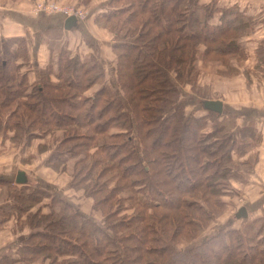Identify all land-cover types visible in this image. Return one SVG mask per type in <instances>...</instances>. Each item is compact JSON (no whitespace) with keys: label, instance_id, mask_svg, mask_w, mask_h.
<instances>
[{"label":"trees","instance_id":"obj_1","mask_svg":"<svg viewBox=\"0 0 264 264\" xmlns=\"http://www.w3.org/2000/svg\"><path fill=\"white\" fill-rule=\"evenodd\" d=\"M180 1L182 0H142L135 1L133 5L129 2L134 11H131L130 15L120 20V22L116 16L117 13L114 12L116 9L113 10V8H111L110 16L108 12L100 18L103 23L104 20L110 22L111 18L116 20L118 30H111V27L107 28L113 35V51L120 52L116 54L118 90L123 91L126 100L132 107L140 108L138 110L140 113L135 111L137 119H141V122L145 121L147 124L153 119L152 121L157 128L155 131L146 132L145 138L151 144L150 151H147V153L154 154L155 150L159 149V154L157 153L155 157L146 161L144 166L140 158L143 152L136 146L132 147V138L125 135L127 134V128L125 129L121 114H125L126 111L122 107L123 100L119 98V93L111 101L105 98L102 101L100 98V96L103 98L105 94L111 93V89L109 91L105 82L103 67L93 55L88 54L89 62L82 61L81 56L70 57L66 51L60 48L58 67H54L51 59L46 68L40 71L39 80L28 84L29 80L24 74L26 69L30 68L26 41L19 38L0 39V116L8 115V117L15 118V122H9L10 119L6 118L5 124L7 127H10L11 130L14 128L19 130V125L21 126L23 119L31 120V124L37 123L40 127L38 129L44 126H57L60 128L69 126L63 123L62 120L53 119V117L59 115L64 121L67 118L75 121L74 126L71 124L72 134H68L66 140L78 139L77 134L79 132H75L76 128L80 130L87 129L89 131L86 132L88 133L86 137L89 136L88 146L95 148V150L105 148L108 153L112 151L113 155L106 160L109 163L113 162L114 168L131 162L130 165L127 167L125 165L122 169L123 178L121 177V182L130 192L133 189L135 194L134 197H129L131 198L132 207L135 206L134 214L124 217L122 220L117 217L118 219L115 220L113 217L115 214L118 215L119 212L113 209H104L111 202V194L108 193L99 197L103 194L108 183L106 185L105 181H100V177L98 182L94 181L93 190L88 195L98 196L95 202L103 207L109 220H111L105 223L108 225V229L111 231V228L118 226L117 234L114 233L115 236L110 237L104 234L107 231L106 229L94 224L90 225L87 222L88 219L84 218L74 206L56 195L32 187H20V190L29 189L32 190V193L34 191L43 197H50L52 202L62 203L64 205L63 211L79 220L78 223L84 225V228L79 229V231L74 229L72 225L62 226L61 224L56 226L53 222L48 223L46 227L51 226L53 228L56 226L57 229H62L59 231L63 232L62 236L64 237L56 234L54 237L52 235H41L40 237L46 243L38 244L39 242H32L33 239L40 240L37 235L39 233L34 232L26 237L18 248V260L27 262L33 258L41 257L44 253L42 249L51 246L53 241H66L68 234L72 235L73 233L83 235L88 247L92 249V254L96 255V258H90L91 260L81 258L83 264H140L142 254H146L145 256L154 255L157 261L161 259L162 264H175V260L166 258L165 253L167 256L171 254L174 256H189L186 259L185 256H182L176 264H212L213 259H216L219 263L222 261L225 264H230L233 259L237 260L239 264H256L255 260L259 256L264 258L263 228L255 230L254 227L249 228L246 232L250 234V231H256V233L251 237L248 235L246 238H242V233L239 231L229 228L220 229L219 234L225 233L226 236H233L234 239H229V242H220L218 246L214 241L217 236L201 239L184 249L172 246H169V249L162 247L167 249L166 252L161 248L158 251L155 247L144 246V242L147 241L148 243L151 236L154 241L158 240L155 234L160 233V231L166 235H168L166 232L170 233V239L174 240L179 236L176 234L181 233L187 227L191 229L185 237L194 240L196 232H199L198 229L204 227V221L211 223L220 208L222 210L225 206L221 197L234 195L231 182H239L243 179L242 173L239 174V171H237L238 167L246 166L248 171L252 162L251 157L250 159L245 158L247 150L252 146L250 147L247 142L246 150L240 151V147H237L238 137L235 133H232V128L230 131H226L224 130L225 127L218 122L221 116L228 115L227 117H232L231 114L226 112L217 114L207 109L203 110L206 114L202 116H195V113L186 114L185 106L178 104V97L181 94V88L189 83L187 78L190 77L194 69L196 47L202 44L206 46L202 54L203 59L205 61L221 60L228 69L231 60L238 62L244 58V51L239 39L249 34L246 32L248 30L246 27L249 23V26L254 24L253 18L245 16L243 12L234 6L220 9L207 4L198 6L199 13L197 11H194V13L192 10V13H190L192 18L186 17L187 23H184L185 20L178 18L177 8ZM121 11L122 9H120V13ZM144 12H150L151 16L148 19H143ZM175 12L177 14L174 15ZM216 13L219 14L218 24H213L211 20ZM104 25L107 24L104 23ZM198 25L202 26L201 31L199 30L200 27H197ZM125 27L127 29L124 30V34L120 38L118 35ZM153 29H157L158 32L153 33ZM139 42L144 44V47H141ZM19 43L22 44L21 52L17 50L18 53H14L10 48L12 45L17 46ZM124 46L133 48L132 53L121 51ZM7 55L12 56L14 59L20 58L23 65L16 62L13 68L10 69ZM142 57L144 60L140 59ZM261 60L259 58L260 62ZM49 64H52V66L50 65L52 68L48 67ZM135 65L138 66V69H133ZM51 75H54L55 79L61 81V83L49 82ZM142 84H145L144 88H141ZM29 90L33 93L32 95H29ZM89 90L94 92L91 93L93 95H83ZM24 91L26 95L20 99V93L24 94ZM17 93L19 94L16 96ZM144 94H148V98L151 100L150 108L158 115L157 118L144 120V117H142L145 109L142 102H145L147 97L143 96ZM120 96L122 98L121 94ZM27 98L30 101H26ZM72 106L79 108L80 113L77 116L72 114ZM112 107L113 111L116 109L113 113L110 111ZM46 110L49 112L48 116L45 114ZM29 124L30 122H28L25 132L32 134L34 131L28 130L30 128ZM111 124L118 129L110 132ZM148 126L154 125L149 124ZM208 128L210 129L208 130ZM245 130L246 128L242 130V133ZM150 133H163V135L153 138L152 141ZM166 133H168V138ZM103 134L110 140L120 139V137H124V139L121 143H109L101 141L102 139L98 141L94 139L95 136ZM38 136L42 135L39 134ZM248 139L253 143L250 134ZM94 141H97L96 145L93 144ZM242 144L244 145V143ZM125 148L126 150L123 153L121 149L124 150ZM57 151L60 155H57L56 160L59 163H65L68 154L63 153L59 148ZM170 161H178L177 167L173 168V164L169 167ZM185 161L191 162L186 163ZM109 163L107 164L108 167ZM153 165L158 166L153 169ZM136 168L138 169V175L141 176L140 179L127 183L126 176L129 177L128 175L131 172L135 173ZM86 180L85 184L89 182L88 178ZM125 184H128V186ZM124 186L122 185L119 189L124 188ZM220 186L223 188H220ZM6 187L19 189L9 184ZM214 187L218 189L216 191L218 194L212 193L213 191L208 193L216 195L220 198V201L214 203L215 210H211L205 202L204 193H207L205 189L210 190ZM202 189L204 190L202 191ZM195 191L200 192L201 195L199 197L193 195ZM138 194H141V196L138 197ZM191 195H193L192 199L196 200L198 205L194 206L193 200L189 201L185 198V196ZM184 208L186 212L181 210ZM158 210L162 211H160L162 215L159 214ZM199 210L202 211V215L197 217L195 215ZM147 212L151 213L149 219ZM132 219L134 220L132 221ZM122 227L124 230L120 229ZM99 234H102L104 243H100L99 239L98 241L95 240L94 236ZM118 234L119 237H117ZM132 240L136 242L134 245L129 243ZM247 240L248 246H245L243 242ZM252 241H256L255 243L258 246L261 245L255 248V243H252ZM58 250L59 248L55 249V254L58 256L71 255L69 251ZM219 250L225 253L222 260H220ZM239 253L243 254L244 258L241 256L238 258ZM79 262L78 264H82ZM143 264L151 263L143 260Z\"/></svg>","mask_w":264,"mask_h":264},{"label":"rangeland","instance_id":"obj_2","mask_svg":"<svg viewBox=\"0 0 264 264\" xmlns=\"http://www.w3.org/2000/svg\"><path fill=\"white\" fill-rule=\"evenodd\" d=\"M135 1L137 2V1H142V0H112V4H111V2L109 3V8H113V10L116 9V10H114V12H115V14L117 13L116 16L119 18V22H120V20L128 17L130 15L131 11H134L132 6H130L129 2L133 5ZM190 1L191 2L189 3V0H182L178 3V8H177L178 18H181L182 20H185L186 17L192 18V14L190 15V13H192L191 12L192 10H193V12L197 11L199 13V10L197 8H198V6L203 5V4H199L198 0H190ZM209 4L211 5V7L220 6L219 3L217 2V0H213ZM231 4H233L232 6H234L235 8H238V10H240V9H242L244 11L246 10V7L242 6V5H244V3H242V2H233ZM148 7H149V5H148ZM226 7H228V6H226ZM226 7L222 6V8L220 7V9H224ZM120 9H122L121 13H120ZM110 11L111 10H108L109 16H110ZM116 11H118V12H116ZM244 11H243V14H245ZM181 13H182V15H181ZM201 13L203 14L204 12H201ZM175 14H177V13L175 12L174 15ZM143 15H144L142 17L143 19H148L149 16H151L150 12H148V13L144 12ZM258 18H260V17H258ZM104 21H105L104 23L107 25H104V23H103L102 26L106 30H108L109 32H110V30L107 27H111V30H118L116 28L117 24H116V20L114 18H111L110 22H108L107 20H104ZM184 23H187V20H185ZM256 23H258V20H256V19H255L254 24H252V26L251 25L249 26V24H250L249 23L248 26L246 27V28H248V30H246V32L251 33L254 30L253 28H255ZM181 24H182V22H181ZM197 27H200L199 30L201 31L202 26L198 25ZM126 29H127L126 27L123 28L122 32L119 33L118 36L120 38H121V36H123L124 30H126ZM139 31H140V29H139ZM157 32H158L157 29H153V33H157ZM53 34L54 33L52 32L50 34V36H52ZM52 45L53 46H51V47H52V51H53L55 49L54 48L55 44H52ZM139 45L141 47H144V44H141L140 42H139ZM161 46H162V44H161ZM61 47H62L61 44H59L56 48V53H55V56H54L53 61H52V64L54 65V67L55 66L58 67V61H59L58 56L61 53V50H59V49ZM205 47L206 46H204L203 44L198 45L196 47V58H195V62L193 65L194 69L192 68L193 69L192 73L190 74V77L187 78L189 83L184 85L181 88V90H180L181 94L178 97V104L182 105V106H187L186 109L189 112L194 111L195 109H200V100L197 97H201V98H208V96H210V97L214 96L215 97V95H217V94H219V96H221V97H224L226 94V92H225V89H227L226 84H220V85H222V90H221L219 87L220 85H218V86L216 85V81H213L212 78L211 79L207 78V75H209L208 71H210L212 75L214 74V72H213L215 69L214 65H216V64L222 65L223 64V66H224L225 64L223 63V61L218 60V59L205 61L202 57L203 56L202 54H203V51L205 50ZM10 49L13 50L14 53H18V51L21 52L20 50L22 49V44L19 43L17 46L12 45V47ZM132 49L133 48H131V47H125L124 46L123 48H121V51H123L124 53H126V52L132 53ZM118 53H120V52H117V53L114 52L115 56ZM140 59L144 60L143 57ZM7 60H8V67L10 69L13 68V66L15 65L16 62L23 65L22 60H20V58H18V57L14 59V58H12V56L7 55ZM88 60H89L88 54L84 55L82 57V61H88ZM141 60H140V62H141ZM91 62H92V60H91ZM209 63H216V64L209 66L208 65ZM52 64H49L48 67H51ZM29 65L31 66V64H29ZM115 65H116V67L118 66L117 63ZM207 65H208V67H206ZM135 67H133V69H138L137 65H135ZM224 68H225V71H223L224 76H226V77L231 76L230 75L231 74L230 68L227 69L226 66H224ZM220 71H222V70H220ZM116 75L117 74H115V76L114 75L111 76L109 78V81H107V87L109 88V91L111 89L112 94L107 93L104 95L103 98L101 96H100V98L102 101L104 100V98L107 100L109 99L108 101H111L119 93V98L123 100V106L122 107L126 111L125 114H121L122 115L121 117L124 119L123 123L125 124V129L127 128L126 129L127 134H125V135H129L132 138V140H133V143L131 144L132 147L136 146V148L138 147L140 149V151L143 152V154L141 153L140 158L142 161V165L144 166V165H146V161L155 157L157 155V153L159 154V151H160L158 149V150H155L154 154L147 153V151H150L149 147L151 146V144H150L149 140L147 138H145L146 132L155 131L157 129L155 126V123H153V121H152L153 119H151V118L156 117L158 115L154 112L153 109L150 108L151 100L148 98V94L147 95L144 94L143 96H147V97H146L145 102H142L144 105L143 107L145 108L144 112H143L144 114L142 117H144V120L145 119H149V120L151 119V122L149 124H152L154 126L150 127V126H148L149 124H147L145 121L141 122L140 121L141 119H137L135 117V111H138L140 108L132 107V105L128 102V100H126L123 91L118 90V86L116 83V77H117ZM51 76L52 77L49 80V82L55 83V84H59V82L61 83V81H58L57 79H55L56 77L54 75H51ZM215 85H216L215 89H217V90L220 89L221 91L220 90L218 92L213 91V90H215L214 89ZM144 86H145V84H142L141 88H144ZM93 90H94V88H93ZM51 92L53 93V91H51ZM25 93H26L25 91H24V94L20 93L19 98L21 99L24 95H26ZM91 93H94V92L92 90H89V91L85 92V94H83V95H85V96L93 95ZM18 94L19 93H17L16 96ZM32 94L33 93L30 91L29 95H32ZM120 94L122 95V98H121ZM26 97H28V96H26ZM26 101H30V100H28V98H27ZM55 106H57V105H55ZM83 108H85V107H83ZM71 109H73L72 114L75 116H77L78 113H80L79 108L77 106H72ZM110 111L112 113L114 112L113 107L111 108ZM138 112L140 113V111H138ZM45 114L48 116L49 112L46 110ZM62 115H64V114H62ZM194 115L198 116L197 113H195ZM6 118L10 119L9 122H11V121L15 122V118L14 117H12V118L8 117V115L7 116H0L1 142L3 144L5 141H7L9 145L11 144L10 146H8V148L11 151H14V152H9V151L8 152L9 153H15L16 152L15 149H17V151L20 153V154L18 153L19 154L18 156L22 158L21 151H23L24 149H25V151L26 150L29 151L30 156H28L27 158L29 159L30 164H32V166H31L32 169H30V174L32 176H40V177H42V179L54 181V183H57L58 187H60L61 189L64 190V192H61V193L62 194L64 193L66 195L65 197H67V199H69L70 201H72V203L77 205L76 206L77 209L79 208L78 211L79 212L81 211L80 213L82 214V216L84 218L88 219L87 222H89L90 225L94 224L95 226L106 229L107 231L104 234L109 235L110 237L115 236V234H117L116 230H117L118 226H116L115 228H111V231L108 229V225L105 223L106 222L108 223V221H111V220H109L108 215H106L107 213L104 209H108V210L113 209V210H116L117 212H119L118 215H116V214L114 215L113 218L115 220L118 219L117 217H119L120 220H122L124 217H127V216L129 217L130 215L134 214L133 210H134L135 206L132 207V202L130 200L132 197L135 196L134 190L132 189L130 192L129 189L125 188L124 184L121 182V177L123 178L122 169L124 168L125 165H126L125 167L130 165L131 162H127V164H125V165H118V167H120V168H118V167L114 168V165H112L113 162L109 163L106 160L107 158H111V156L113 155L112 151H110V153H108V152H106L105 148L95 150V148H91L90 146H88V144H89V142H88L89 138L88 137L89 136L86 137V135H88V133H86V132H89V131H87V129H81L80 130V129L76 128L75 132H79L77 134L78 139L77 140H66V137L68 136V134H72L73 128L71 127V124L73 125L76 122L73 120L71 121L68 118L66 121H64L60 115L53 117V119L56 118L57 121L62 120L63 123H66V125H69V126L64 127V128L63 127L60 128L57 126H44L41 129H38L40 127H38L39 125L37 123L31 124V120L27 121V120L23 119L21 126L19 125V128H20L19 130L15 129V128L11 130L10 127H7V125L5 124ZM232 119L230 117H227V120L225 122H221V120H219L218 122H220L221 125H223L225 127L224 130H226V131L227 130L230 131V129L234 127V130L232 131V133H235V135L238 137L237 138V143H238L237 147H240V151L246 150V143L247 142L249 143L250 147L252 145H256L259 142V138H258L259 132L257 129L254 128V126H252V122H250V121L244 122V127H241V126H235L236 122ZM28 122H30V124H29L30 128H28V130L34 131V133H32V134L25 132ZM119 123L121 125V120ZM191 124H192V122H191ZM238 124L243 125L242 122L238 123ZM130 125H131V127H130ZM244 128H246V130L243 131V133H242V130ZM117 129H118L117 127H115L113 124H111L109 131L113 132ZM209 129L210 128H208V130ZM44 130H45V132H44ZM35 132H37V133H35ZM66 132H68V133L66 134ZM69 132H71V133H69ZM239 133H241V134H239ZM39 134L42 136H38ZM150 134H151L150 138L152 139V141H153V138L155 139V138H158L160 135H163V133H150ZM222 134H224V133H222ZM249 134L252 136L253 143L251 140L248 139ZM166 136L168 138V133H166ZM81 137H83V138H81ZM100 137H102V138H100ZM94 139H97V141L102 139L101 141H106L109 143H113V142L114 143H121V141H123L124 137H120V139L117 138L115 140H110V139L106 138L105 134H103L101 136H95ZM96 142L95 143L92 142V143L94 145H96ZM43 143L45 144L44 146H42ZM242 143H244V145ZM11 147L14 150H12ZM21 148H24V149H21ZM58 148L63 153L68 154V155H66V159L67 158L68 159L63 164L59 163L56 160L57 155H60V153L57 151ZM125 150H126V148L124 150L121 149V151L123 153ZM0 152L4 153L6 151H0ZM119 157H121V156H119ZM251 159H252V156H251ZM114 162H116V161L114 160ZM177 162L178 161H170L169 167H171V165L173 164L172 167L176 168ZM189 162H191V161H188L186 163H189ZM104 163H106V164H104ZM108 163H109V167L107 166ZM157 166L158 165H153L152 168L155 169V167H157ZM111 167H113V168H111ZM247 169L248 168H246V166L238 167L237 171H239V174L242 173V176H243L242 178H244L246 176ZM134 171H136V172L135 173L131 172L128 175L129 177H127L125 175L126 179H127V183L129 181H132V180L138 181L140 179L141 176L138 175V169L136 168ZM123 172L125 173L126 171H123ZM99 177H100V181H105L106 185L108 183V186L105 187L103 194L99 195V197H102L108 193L111 194V199H110L111 202H109L106 205L107 207H105L104 209H103V207H100L97 204V202H95L97 200L98 196H96L94 194H91V196L88 195V193H90L93 190L92 185H94V181L98 182ZM87 178L89 179V182L87 184H85L86 183L85 180ZM80 180H82V181L80 182ZM138 183H140V182H138ZM238 183L245 185V184H247V180L242 179ZM122 185L124 186V188L119 189L122 187ZM125 185L128 186V184H125ZM20 187L21 186H15L14 188H19V189L15 190V189L7 188L5 185L0 184V196L2 194L1 200L4 199L3 202H5L4 204H6L4 206H0V225H2V222L10 221L11 229L14 231L16 229L18 230V229L23 228V226H26L29 229H31V234L34 232H38L39 233V234H37L38 237H40L41 235L42 236L52 235L54 237L55 234L57 236L64 237V236H62L63 232L59 231L62 229L56 228V226H60L61 224H62V226L72 225V226H74V229H78V230L81 228L82 229L84 228L83 227L84 225H81L80 223H78L79 220L74 219L71 214H68V213L63 211L64 205L62 203L59 204V203L52 202L50 197H43V196L35 193L34 191L32 193V190H29V189L20 190ZM221 187L222 186H220V188ZM225 188L227 189L226 185H225ZM47 189L50 191L49 193L51 195L55 194V195L64 197L61 193H58V192L55 193L52 188H47ZM203 190L204 189H202V191ZM118 191H120V192H118ZM132 191H133V193H132ZM205 191H207V193H204V197L206 198L205 202H207V205L209 206V208L211 210H215L214 209L215 208L214 203L220 201L219 200L220 198L217 197L216 195H214V194H218V192H216V191H218V189H216L214 187V188H211L210 190L205 189ZM209 191H213L212 193H214V194L208 193ZM243 191H245V187L240 186V190L236 194L237 197L232 199L233 201H230V199L232 198V197H230V195L227 197H225V196L221 197V200L224 201L225 206L222 208V210L220 208V211L218 212L217 216L213 219L212 223H207L206 221H204V224H203L204 227L202 229H198L199 232H196V235H195L196 238L194 240L187 239L185 237L187 232L189 231V229H191V228L187 227L183 231H181V233L176 234V235H179L181 237L177 236L174 240L170 239V237H169L170 233L166 232L168 234V235H166L160 231V233L155 234L156 238L159 241L158 240L154 241V239H152L151 238L152 236H151V237H149L148 243H147V241L144 242V246L155 247L158 251L161 248V249H164L166 252L167 249L162 248V247H167L169 249V246H172V247H180L181 249H184V248L192 246L194 243H197L201 239H206L207 237L213 238L214 236H217L214 240L215 243L217 244L216 246H218V243H220V242H226V241L229 242V239H234V237L233 236H226L225 233H222V234L218 233L220 230L218 228L219 226H218L217 218L220 217L222 213H225L227 209L229 212H231V211H234L236 209L238 204H242L241 195H244ZM193 195H196V196L198 195V197H199V195H201V194H200V192L195 191ZM193 195L185 196V198L188 199L189 201H191V200L194 201V199H192ZM140 196H141V194H138V197H140ZM129 197H131V198H129ZM204 197H203V199H204ZM226 199H228V200H226ZM205 202H204V204H205ZM194 204H195L194 206L198 205V203H196V200L194 201ZM185 208L181 209V210H184L186 212ZM194 208H196V207H194ZM136 210H137V208H136ZM160 211L161 210H158L159 214H161V212H162V211L161 212ZM199 212L195 216L199 217L200 215H202L201 214L202 211L199 210ZM62 214L65 216L63 217ZM257 215L258 216H255V218L245 220L243 222H239V223L235 222L234 225L238 229H233V230H236L237 232L238 231L241 232L242 238H246L248 235H249V237H251L252 235H254L256 233V231L251 232L250 230H249L250 234L248 232H246V230H248L249 228L251 229L252 227H254L255 230L263 228L262 235L264 236V208H262V211L261 212L259 211V213ZM147 217H148V219L151 217L150 212H147ZM133 220L134 219H132V221ZM254 220H256V221H254ZM52 222L54 223V225H56L55 227H53V228H51V226L46 227V225L48 223H52ZM89 223H87V224H89ZM153 226L155 227V225H153ZM26 227H24V228H26ZM120 229L124 230L123 227ZM229 229H231V228H229ZM119 234L117 235V237H119ZM28 236H30V235H28ZM94 237H95L96 241H98V239H99L100 243L101 242L104 243V238H103L102 234L95 235ZM25 239H26V237L23 239V241ZM66 239L67 240L64 242H62V241L55 242V241H53V239H51L53 241V243H51V246H49V247L47 246L46 248L42 249V252H44L43 255L41 257H38V258H33L29 262H33V261L37 262L38 259L39 260L42 259V264H78L79 261H80L79 263L83 264L84 262H81L82 261V260H80L81 258L82 259H84V258L85 259L96 258V255L92 254V251H91L92 249L88 247L86 240H84L83 235H79V233H77V234L73 233L72 235L68 234V237ZM32 242H39L38 244H45L46 243V242L44 243V240L42 239V237H40V240L33 239ZM255 242L256 241H252V243H255ZM129 243L134 245L136 242H134L132 240ZM243 243L245 244V246H248V240L244 241ZM56 245H57V248H59L58 251H69L71 253V255H60V256L56 255L55 254L56 253L55 249H57ZM260 245L261 244H259V246ZM254 246H255V248L259 247L257 243H255ZM18 247H20V245ZM164 250H163V252H164ZM219 254L221 255L220 260H222L225 257V253L223 251L219 250ZM145 255L142 254V261L140 264H143V260H146L147 262H149L151 264H162L161 259H158V261H157V258L154 257V255L153 256H150V255L145 256ZM165 256H166V258L174 259L175 264H176L177 260L182 258V256H185V259L187 257H189L188 255H180V256L175 255L174 256L172 254L170 256H167L166 253H165ZM240 256L242 258H244L243 254L241 255L239 253L238 258H240ZM18 258H19V252H17L16 255L13 256V259H18ZM257 259L255 260L256 264H264V258H262V256H259ZM245 261H248V260H245ZM220 262L221 263L217 262L216 259L212 260V264H225L222 261H220ZM230 264H239V262L237 260L233 259V261Z\"/></svg>","mask_w":264,"mask_h":264},{"label":"crops","instance_id":"obj_3","mask_svg":"<svg viewBox=\"0 0 264 264\" xmlns=\"http://www.w3.org/2000/svg\"><path fill=\"white\" fill-rule=\"evenodd\" d=\"M198 1L199 4L207 5L213 0ZM39 2L70 5L82 9L85 11V20H77L75 26L66 29L64 23L68 16L59 13L34 12L33 7L35 3ZM110 2L111 0H0V39L19 38L26 41L29 64H31L30 68L26 69L24 73L29 80L28 84L39 80L40 71L46 68L51 59L53 61L59 44L62 46L61 50L66 51L70 57L93 55L103 67L105 82L107 83L109 78L116 74V56L112 49L113 36L102 26L103 21L100 18L107 14L108 10H111L109 8ZM217 2L220 5L219 8H222V6L231 7L233 2H242L244 3L242 6H245L246 10L240 9V11H244L245 16L253 18V22H255V19L258 20L255 28H253L254 30L239 39L244 51V58L238 62L235 60L230 61L231 76H224L225 65L208 64L209 66L217 65H214L213 75L208 71L207 78L216 81L217 86L226 84L225 96L221 97L217 94L215 97H197L200 100V109L194 111H187V106H185L186 114L197 113L198 116H202L206 114L203 111L205 110L203 101L218 100L222 105L221 113L231 114L232 117H229L236 122L235 126L243 127L244 122L250 121L252 126L259 132H257L259 142L252 145L245 155L246 159H250L252 156L249 170L243 178L247 180V184L231 182L234 195L230 196L232 197L230 201L237 197L236 194L240 190V186L245 187L244 195H241L242 204H238L236 209L231 212L226 208V212L224 211L225 213L217 218L220 230L222 228L238 229L234 225L235 222L239 223L255 218V216H258L259 211L261 212L264 208V0H217ZM218 16L219 14H214L211 20L213 24H218ZM54 31H56V34ZM52 32L54 34L50 36ZM52 44H55L53 51ZM259 58L262 59L261 62ZM219 87L222 90V85ZM220 89L213 91L218 92ZM227 116L223 115L219 120L225 122ZM237 122H242L243 125H239ZM232 130H234V127ZM10 145L7 141L2 144L0 137V151H6L4 153L0 152V184L5 186L9 184L14 187H32L48 193L50 191L47 188H52L55 193L64 192L54 181L42 179L40 176H32L30 174L32 164L27 158L30 156V152L21 148L24 149V152L21 151V158L18 156L20 153L17 149H15V153H9L14 152L8 148ZM44 145L43 143L42 146ZM11 149L14 150L12 147ZM20 170L25 173L27 178V183L24 185H16L14 181L17 172ZM62 195L64 197L56 196L60 199L63 198V201L68 202L77 209V205L67 199L64 193ZM1 197L2 194L0 196V206H4L6 204L3 202L4 199L1 200ZM240 207L246 208V219L235 218V213ZM10 225V221L2 222V225H0V264H42V259H38L37 262H24L13 259L23 239L31 235V229L23 226V228L14 231Z\"/></svg>","mask_w":264,"mask_h":264},{"label":"water","instance_id":"obj_4","mask_svg":"<svg viewBox=\"0 0 264 264\" xmlns=\"http://www.w3.org/2000/svg\"><path fill=\"white\" fill-rule=\"evenodd\" d=\"M77 19L75 18V16H69L66 18L65 23H64V27L66 29H69L73 26L76 25ZM203 107L207 110L216 112V113H221V109H222V105L221 102L218 100H206L203 101ZM15 183L17 185H24L27 183V178L25 177V173L23 171H18L15 177ZM235 218L237 219H246L247 218V212H246V208L245 207H240L236 213H235Z\"/></svg>","mask_w":264,"mask_h":264},{"label":"built area","instance_id":"obj_5","mask_svg":"<svg viewBox=\"0 0 264 264\" xmlns=\"http://www.w3.org/2000/svg\"><path fill=\"white\" fill-rule=\"evenodd\" d=\"M34 12H42L47 14H63L65 16H75L77 20L85 18V11L70 5H60L49 2L35 3L33 7Z\"/></svg>","mask_w":264,"mask_h":264},{"label":"bare ground","instance_id":"obj_6","mask_svg":"<svg viewBox=\"0 0 264 264\" xmlns=\"http://www.w3.org/2000/svg\"><path fill=\"white\" fill-rule=\"evenodd\" d=\"M84 20H85V18H84Z\"/></svg>","mask_w":264,"mask_h":264}]
</instances>
